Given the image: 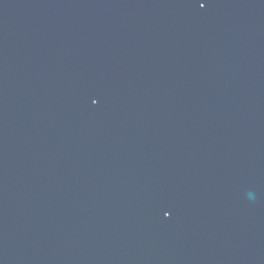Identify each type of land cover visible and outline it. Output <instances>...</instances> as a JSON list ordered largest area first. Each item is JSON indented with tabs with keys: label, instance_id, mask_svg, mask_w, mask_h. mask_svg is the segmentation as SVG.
<instances>
[{
	"label": "water",
	"instance_id": "95a60500",
	"mask_svg": "<svg viewBox=\"0 0 264 264\" xmlns=\"http://www.w3.org/2000/svg\"><path fill=\"white\" fill-rule=\"evenodd\" d=\"M0 264H264V0H0Z\"/></svg>",
	"mask_w": 264,
	"mask_h": 264
}]
</instances>
